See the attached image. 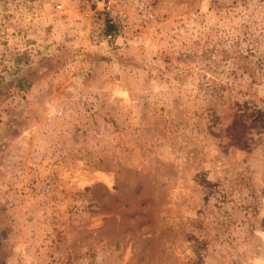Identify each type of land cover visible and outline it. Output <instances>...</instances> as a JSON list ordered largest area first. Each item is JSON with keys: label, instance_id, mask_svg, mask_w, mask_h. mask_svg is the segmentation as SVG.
Returning a JSON list of instances; mask_svg holds the SVG:
<instances>
[{"label": "rangeland", "instance_id": "obj_1", "mask_svg": "<svg viewBox=\"0 0 264 264\" xmlns=\"http://www.w3.org/2000/svg\"><path fill=\"white\" fill-rule=\"evenodd\" d=\"M127 2L0 0V264H264V0Z\"/></svg>", "mask_w": 264, "mask_h": 264}, {"label": "built area", "instance_id": "obj_2", "mask_svg": "<svg viewBox=\"0 0 264 264\" xmlns=\"http://www.w3.org/2000/svg\"><path fill=\"white\" fill-rule=\"evenodd\" d=\"M68 4L71 9H85L93 17L102 18L104 24L99 26L91 37L95 44L109 48L121 47L126 37H123L119 30L108 31V27L115 26L117 29L123 26L133 27L139 20L128 13L127 0H68ZM56 10H63V5L57 4ZM141 12L143 16L139 23L149 27L154 20L152 12L146 8H143Z\"/></svg>", "mask_w": 264, "mask_h": 264}]
</instances>
